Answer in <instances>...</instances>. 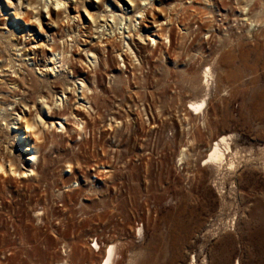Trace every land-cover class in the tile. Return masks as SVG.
I'll return each mask as SVG.
<instances>
[{
    "label": "rangeland",
    "instance_id": "obj_1",
    "mask_svg": "<svg viewBox=\"0 0 264 264\" xmlns=\"http://www.w3.org/2000/svg\"><path fill=\"white\" fill-rule=\"evenodd\" d=\"M11 1L30 11L28 0ZM73 1L81 19L58 28L46 13L41 26L28 13L15 17L2 0L9 15H0V31L9 32V18L18 23L20 52L62 38L77 70L63 74L90 91H71L57 118L43 117L64 129L36 122L33 94L0 117V162L35 171L0 173V264H101L110 246L113 264H162L164 254L173 264H264V0H150L125 38L111 19L99 37L86 9L97 16L102 4ZM108 1L118 13L129 7ZM8 47L0 45V80L13 69L26 74ZM26 57L49 75L41 66L49 63ZM64 112L76 117L60 119ZM19 116L35 122L37 138L13 140L18 130L4 123L14 120L23 137ZM222 136L231 152L216 166L206 159ZM29 143L38 152L28 165L31 151L20 149Z\"/></svg>",
    "mask_w": 264,
    "mask_h": 264
},
{
    "label": "bare ground",
    "instance_id": "obj_2",
    "mask_svg": "<svg viewBox=\"0 0 264 264\" xmlns=\"http://www.w3.org/2000/svg\"><path fill=\"white\" fill-rule=\"evenodd\" d=\"M5 1H6L7 5L9 6V8L13 7L14 3L11 0H5ZM125 1L127 2V5H129V7H134V9L138 8V10H137V12H135V14L131 15V13L128 11L129 7L125 8L124 5L120 6L122 8V11H121V13H118L112 7H110V3H109L108 0H91V2H90L91 4H93L94 2H97L99 4H102L105 7V9H106V10L100 12L97 16L95 14H92L91 12H89L86 9V12L88 13V16L91 18V20L94 21L95 24H96V22L99 21L97 29H102V32H100L101 34H100L99 37H102L104 35L103 27L106 26V24H102L100 22L102 20L103 21L106 20V22H109L110 20H108V19H111L112 22H114L115 25H116V29L115 30H117L122 35V38H125L124 29H130V31H131V30L137 29V27L140 26L139 25L140 24L139 20L141 18L144 19V17H143L144 16L143 15L144 11H142V9H146L148 7H150V8L153 7V3L150 0H125ZM71 2H74V1L73 0H28V4H27L28 6L27 7L29 8L30 11L27 12V13L29 14V16H28L30 18L29 20H32V19L35 20L36 22H39V24L41 26L42 25V23L40 21L41 15L43 13H46L47 15H49L48 18L51 20L52 24H55L58 28H60V25H62V23H67L69 25L71 23L70 21H74L75 18L76 19L77 18L81 19L80 15H79V12L77 10H76V14L75 15H73L70 12V9H71V5L70 4H71ZM86 3H87L86 0H77L76 1V5L78 6V8H79V6H85ZM109 8H112V9H109ZM3 12L6 13L7 9L4 7L2 0H0V15L1 14L3 16H8L9 15V14H5ZM245 12H247V11H245ZM15 13H16L14 15L15 17H19L21 15H26L27 14V13H23L18 8V6L16 7V12ZM63 16H65V18H63ZM247 19H249V18H247ZM29 20H25V21L28 23ZM249 21H250V19H249ZM6 25L8 26L9 32L7 34H5L4 32L0 31V45L1 46H2V44L4 45L3 49H5L6 46L7 47L9 46L10 49L14 51V53L17 52V55L20 56V58H18V59L22 60L24 58L23 61H21V60L19 61V65L18 66H19L20 69L25 70L26 74H23V72H22V74L18 73L16 71V69H13V72L11 74H4L3 75L4 78L0 80V105H1V103L5 104L4 106L6 108H4V112L5 111L7 112V110H8L7 107L8 106L11 107V105H13V104L27 107V104H26L27 98H28L29 94H31V95L33 94V96H34L33 97V101H31L32 108H34L36 103H37V106L39 104L38 107H35V112H36L35 117L37 118L36 122L38 121V123H40V125L42 124V126H44V127L46 126L45 124H47V126H46L47 129H49L48 128L49 126L55 127L56 129L59 126H61L64 129L65 127L63 126L64 124L62 123L61 120L58 123H55L52 120L49 121V122L48 121L45 122L43 120L44 119L43 117H56L57 118L56 110L60 109L59 105L63 106L66 103L65 101L68 100V98H69L67 96V94L69 95L71 93V91L73 93L74 92L76 93L77 92L76 90L81 89L82 96L84 98V96L86 95L85 93L88 90V88H87L88 86L85 85L83 80H80L79 83H76V82H72L71 83L69 81L70 79H68V77L66 76L68 74H66V75L63 74V72H64L63 70H65V69L68 70V72L72 70L74 74L77 73L75 65L72 64L73 61L71 60V58L70 59L68 58V57H73V56H68L69 53H70L69 50H70L71 46L68 44V47L66 49L65 42L63 43L64 47H62V45H59V43L62 44L61 43L62 38H61V41L59 42V40H57L56 38L53 37V38H51V42H53L52 44H46L45 42L43 44L38 43L37 45H39V47L38 46L34 47L31 50L30 54L22 53V52H20V51H22L21 48H20V45H19L20 43L19 44L16 43L17 42L16 41L17 34L19 32H21V31H19V29H20L19 26H17L18 23H16L15 21L12 22V19L9 18L8 22L6 23ZM25 36H23V37H25ZM151 41H153V44L156 45L155 38L151 39ZM99 42H100V46H104L103 44H101L103 42V40H100ZM45 46H46V49L44 50ZM104 47H103V49H105ZM68 48H69V50H68ZM48 51L51 52L50 56L48 54ZM84 52H85V55H86L88 60H89V58H91V60L95 59L94 57H96V56H94V52H92L90 49H87V50L85 49ZM13 55H15V54H13ZM27 55L28 56L31 55L32 58L30 60H33V62H35V63L37 61H41V62L42 61L43 62L46 61L47 64L48 63L50 64V65H42L41 64L42 67H48V68L50 67L49 70H48L49 75L45 76L46 78H42L41 77L42 73H44V72L40 68L38 69V71H40L38 73L37 71H35L34 68H30L29 67V65L26 63V60H25L27 58L26 57ZM9 60L10 61L5 66H7L9 69L10 68H15V65H16L15 61L12 60V59H9ZM69 61L70 62L72 61L71 65L68 63ZM66 70H65V73H66ZM58 72H61L63 74L61 78L59 76H57ZM3 73H5V72H3ZM53 75H56L55 76L56 79L52 80L50 78ZM58 75H59V73H58ZM58 84L66 85V87H67V89H65L61 94L53 92L54 88H56ZM69 84L74 85V87H72V86L69 87ZM75 85H76V88H75ZM88 91H90V90H88ZM18 98H20V99H18ZM49 98H51L50 100H52V101L49 102ZM201 103L202 102L192 103L191 107L193 109H199L201 107V105H202ZM12 110H13V106H12L11 111ZM29 110H30V107H29ZM6 112H5V115H6ZM8 112H9V110H8ZM15 113H14V115H15ZM11 114L12 113L9 112L7 114V116H1L0 115V117H5V118H1V120H5L6 117H9ZM69 116L76 117V115H74L73 112H70V113H65L64 112V114H62L61 116H58V117H60V119H61V117H68L69 118ZM24 117L25 116H19L20 120L24 121L23 128L26 129L25 133L27 132V134L25 136H23V137H22L21 134H24V132L21 130L20 127H16V126L12 127V125L9 126L10 124L14 123V120H13V122L7 120L9 122L4 123V125L7 127V129L18 130V132L15 133L14 138H13V140L15 142L20 140V139L27 140L26 139L27 136L28 137H30L31 135L36 136V134H37V133L34 132V127L36 125L35 122L34 123L32 121L30 122L28 119H25ZM1 120H0V122H1ZM79 126L80 125L78 124V127ZM38 132H39V130H38ZM66 133H68V131ZM36 138H37V136H36ZM221 144L226 146L225 150H229V146L226 144V139H225L224 136H222V137L219 138V140L214 142V144H213V146H212V148H211V150L209 152V155H208V157L206 159V160H209L211 163H213L216 166L217 165H221L222 162L224 160H226V154H229V152H231V150H229V151H227V153H225L224 149L221 148V146H220ZM37 149L38 148H37V144L36 143L35 144L34 143L33 144L29 143L27 146H25V147L20 149V150H23V151H27V150L31 151L30 154L25 159L26 164H28V165L31 164V159L33 160L35 158V156H37V154H36V150ZM37 152H38V150H37ZM231 156H233V155H230V157ZM227 161H228V159H227ZM14 162H15V159H9L8 160V163H9L8 168H6L4 166V164H2L0 162V173L4 174L6 176L7 175L8 176L9 175H14V176L17 175L20 178L21 177L24 178L25 176L27 177L28 173L30 175L32 173L35 174V171L32 168L26 167V166L22 167L23 171L22 170L18 171L17 165H15ZM227 165L233 166L232 162H227ZM114 258H115V247L110 246V248L107 249L106 254H105V258L101 262V264H113L114 261H115ZM164 258L165 259H164V262L162 264H173V260L170 259V258H167L166 254H164ZM61 264H64V263H61ZM191 264H196V258H194V260L192 261Z\"/></svg>",
    "mask_w": 264,
    "mask_h": 264
}]
</instances>
